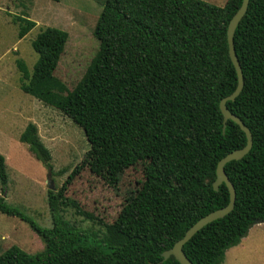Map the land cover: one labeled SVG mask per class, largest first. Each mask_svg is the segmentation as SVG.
<instances>
[{
    "label": "trees",
    "instance_id": "1",
    "mask_svg": "<svg viewBox=\"0 0 264 264\" xmlns=\"http://www.w3.org/2000/svg\"><path fill=\"white\" fill-rule=\"evenodd\" d=\"M241 4L106 0L94 30L100 48L73 89L56 75L68 31L46 27L37 35L33 47L39 58L33 70L17 60L21 89L72 118L85 130L93 151L99 143L103 146L104 160L116 144L140 154L144 181L115 221L105 223L102 234L64 216V208L72 204L79 214L93 218L66 196L92 152L60 189H49L51 227L36 223L0 195V211L29 222L44 243L37 254L13 245L0 255V264H181L173 255L162 261V253L201 217L228 204L227 185L213 187L217 165L247 143L235 121L228 120L224 131L220 108L222 98L238 84L227 32ZM14 21L20 37L36 26L21 15ZM235 47L245 84L227 105L251 129L253 146L225 166L237 191L234 210L184 245L194 264L223 263L227 249L264 221V0H250L235 32ZM20 140L53 172L51 151L35 123L26 126ZM8 179L0 154L3 191Z\"/></svg>",
    "mask_w": 264,
    "mask_h": 264
},
{
    "label": "rangeland",
    "instance_id": "2",
    "mask_svg": "<svg viewBox=\"0 0 264 264\" xmlns=\"http://www.w3.org/2000/svg\"><path fill=\"white\" fill-rule=\"evenodd\" d=\"M106 0H0V154L6 157L8 184L0 195L36 223L52 226L48 204L50 183L60 189L69 175L88 155V163L74 177L66 196L93 215L89 218L70 204L64 216L73 224L102 234L105 223L118 217L126 200L136 195L144 181L143 158L116 144L109 158L103 159L99 143L96 151L85 130L57 108L47 105L21 89L17 60L33 70L39 58L33 41L46 27L68 31L69 39L56 75L73 89L96 56L100 42L95 26ZM224 6L227 0H204ZM17 15L28 17L36 26L20 37ZM33 122L52 154L53 172L38 160L20 140ZM64 170V172H61ZM13 245L30 254L44 249L41 237L29 222L0 211V255ZM221 264H264V221L251 227L241 242L226 251Z\"/></svg>",
    "mask_w": 264,
    "mask_h": 264
},
{
    "label": "water",
    "instance_id": "3",
    "mask_svg": "<svg viewBox=\"0 0 264 264\" xmlns=\"http://www.w3.org/2000/svg\"><path fill=\"white\" fill-rule=\"evenodd\" d=\"M249 4H250V0H242L241 6L237 10V12L232 16L229 22L228 32H227L229 54L237 72L238 84L235 90L231 94L222 98L220 102V108L224 115V131L227 126L228 120H233L237 124H239V126L246 133L247 136V143L243 148H239L229 152L227 155H225L223 158L220 159L217 165V178L213 182V187L215 190H219L220 185L225 183L229 189V194H230L229 202L226 206L206 214L205 216L201 217L197 222H195L186 231V233L182 238L177 240L171 248L165 250L162 253L163 256L162 261L170 258L173 255L177 260L180 261L181 264H194L193 261L187 256L184 250V245L207 224L217 219L224 218L225 216L230 214L235 208L237 191L234 183L232 182V180L230 179L229 175L226 172L225 166L228 162L232 160H239L249 153V151L253 146V133L251 129L242 120V118L237 114L233 113L229 109L227 105V101H234L241 94L245 84L243 69L235 47V32L241 20L246 15L249 8ZM50 189L52 190L56 189L55 186L53 185V181H51L50 183Z\"/></svg>",
    "mask_w": 264,
    "mask_h": 264
},
{
    "label": "crops",
    "instance_id": "4",
    "mask_svg": "<svg viewBox=\"0 0 264 264\" xmlns=\"http://www.w3.org/2000/svg\"><path fill=\"white\" fill-rule=\"evenodd\" d=\"M5 159H6V157H5Z\"/></svg>",
    "mask_w": 264,
    "mask_h": 264
}]
</instances>
